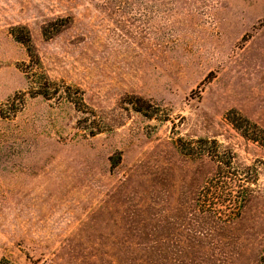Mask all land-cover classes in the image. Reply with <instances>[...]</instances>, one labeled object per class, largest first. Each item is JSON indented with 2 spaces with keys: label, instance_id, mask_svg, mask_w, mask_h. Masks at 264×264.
<instances>
[{
  "label": "rangeland",
  "instance_id": "obj_1",
  "mask_svg": "<svg viewBox=\"0 0 264 264\" xmlns=\"http://www.w3.org/2000/svg\"><path fill=\"white\" fill-rule=\"evenodd\" d=\"M162 263L264 264V0H0V264Z\"/></svg>",
  "mask_w": 264,
  "mask_h": 264
},
{
  "label": "trees",
  "instance_id": "obj_2",
  "mask_svg": "<svg viewBox=\"0 0 264 264\" xmlns=\"http://www.w3.org/2000/svg\"><path fill=\"white\" fill-rule=\"evenodd\" d=\"M46 32V31H45ZM46 36V34H45ZM31 36L29 35V33L27 34V38L26 40L22 39V38H19V42L20 43H23V44H29L31 43ZM30 48V47H29ZM28 48L29 50V53H31L30 49ZM32 56V54H31ZM36 59L38 60L39 57L36 56ZM40 61V60H39ZM36 65H38V62L34 63ZM40 65V64H39ZM58 92H53L52 90H50V87H49V84L46 82L45 84H41L39 85V88L34 92V93H31V96H41L47 100H51L53 99V96H55ZM216 223H218V221H216ZM219 225H220V222H219ZM180 250V248H179ZM170 262V261H169ZM163 264V263H162Z\"/></svg>",
  "mask_w": 264,
  "mask_h": 264
}]
</instances>
